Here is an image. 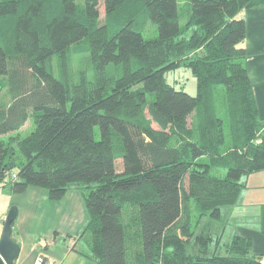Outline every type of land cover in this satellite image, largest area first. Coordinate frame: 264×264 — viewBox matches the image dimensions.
Returning a JSON list of instances; mask_svg holds the SVG:
<instances>
[{"label":"trees","instance_id":"trees-1","mask_svg":"<svg viewBox=\"0 0 264 264\" xmlns=\"http://www.w3.org/2000/svg\"><path fill=\"white\" fill-rule=\"evenodd\" d=\"M103 1L104 17L101 0H0V92L11 95L0 104V183L52 200L78 189L82 252L98 264H264L251 238L224 239L222 215L242 177L264 170L241 15L264 0ZM73 51L89 53L95 82L72 78ZM182 65L196 95L166 78Z\"/></svg>","mask_w":264,"mask_h":264},{"label":"crops","instance_id":"crops-1","mask_svg":"<svg viewBox=\"0 0 264 264\" xmlns=\"http://www.w3.org/2000/svg\"><path fill=\"white\" fill-rule=\"evenodd\" d=\"M241 15L247 25V67L259 116L264 121V7L246 9ZM245 182L247 187L240 201L229 206L233 211H227L228 208L223 216L225 221L228 216L237 219L241 227L236 233L251 238L253 251L264 255V234L260 228L264 170L247 175ZM1 193L7 200L0 208V239L9 209L13 204L19 209L13 226L14 236L21 243L16 264H37L39 257L56 264H98L82 252L88 251V247L79 236L84 232L89 216L78 189H69L60 200H52L46 189L36 186L17 193L0 183ZM226 228L223 229L224 236Z\"/></svg>","mask_w":264,"mask_h":264},{"label":"rangeland","instance_id":"rangeland-1","mask_svg":"<svg viewBox=\"0 0 264 264\" xmlns=\"http://www.w3.org/2000/svg\"><path fill=\"white\" fill-rule=\"evenodd\" d=\"M182 1V0H179ZM100 13L101 16L104 17L105 14V7H104V1L101 0L100 3ZM157 34V26L156 24H154L152 21L147 22V26H146V30L144 35L147 38H152L154 36H156ZM68 70H70L69 72L72 73V78L74 80H78L79 76L81 74L82 71H84L87 75V77L91 80L94 81L97 79V76H99L98 71L94 68L93 64L90 62V57H89V53L88 52H84V51H73L70 54V59H69V63L67 65ZM53 68L55 71V74L57 76H59V64H58V60L57 57L55 56L54 60H53ZM115 66L111 65L109 66V69L114 70ZM121 71V70H120ZM98 73V75H97ZM166 78L168 80V82H170L171 84L175 85L177 88H183L184 90H186L187 92H189L192 95H196L198 92V84H197V78L194 75L192 69L189 66H185L182 65L179 68L175 69V70H170L168 72H166ZM10 93L8 91L7 88L3 89L0 92V104L1 105H6L10 102ZM34 129V123L32 121V118L29 117V119L27 120V123L25 125V127L22 129V133L23 135H27L28 133H30L32 130ZM97 133V137H99V129L96 130ZM117 167L119 170L122 169V159H118L117 160ZM246 176H243L242 179L245 180ZM6 195H9V192L5 193ZM7 200L6 196L4 194H0V208H2L4 206V201ZM227 211H233L231 210L232 208H230L229 206H224L222 208V215H225V211L226 209H228ZM262 210V209H261ZM228 219H226V233L224 236L225 240H229L232 238V236L239 230V228L241 227L240 222L237 219H233L230 218L229 216L227 217ZM223 219L225 220L224 216ZM211 222L213 224H211V226H214L217 228V233H221V224H216L215 221H211L210 219H206L203 220L202 223H208ZM250 222L252 223V221L250 220Z\"/></svg>","mask_w":264,"mask_h":264},{"label":"water","instance_id":"water-1","mask_svg":"<svg viewBox=\"0 0 264 264\" xmlns=\"http://www.w3.org/2000/svg\"><path fill=\"white\" fill-rule=\"evenodd\" d=\"M18 214V206L13 204L5 217L0 239V264H16V260L19 257L21 243L13 233V224Z\"/></svg>","mask_w":264,"mask_h":264},{"label":"built area","instance_id":"built-area-1","mask_svg":"<svg viewBox=\"0 0 264 264\" xmlns=\"http://www.w3.org/2000/svg\"><path fill=\"white\" fill-rule=\"evenodd\" d=\"M37 264H56V263L55 262L45 261V259L43 257H39L37 259Z\"/></svg>","mask_w":264,"mask_h":264}]
</instances>
